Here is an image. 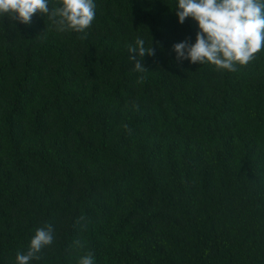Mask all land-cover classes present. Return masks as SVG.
<instances>
[{
  "label": "trees",
  "instance_id": "obj_1",
  "mask_svg": "<svg viewBox=\"0 0 264 264\" xmlns=\"http://www.w3.org/2000/svg\"><path fill=\"white\" fill-rule=\"evenodd\" d=\"M95 3L83 40L0 19V264L47 224L32 264H264V45L217 72L176 60V0Z\"/></svg>",
  "mask_w": 264,
  "mask_h": 264
},
{
  "label": "clouds",
  "instance_id": "obj_2",
  "mask_svg": "<svg viewBox=\"0 0 264 264\" xmlns=\"http://www.w3.org/2000/svg\"><path fill=\"white\" fill-rule=\"evenodd\" d=\"M175 9L179 24L191 19L198 28L195 43L185 39L172 46L179 62L208 64L214 71L232 73L256 60L264 45V0H176ZM34 14L47 17L57 33H79L83 40L96 18V3L95 0H0V19L30 25ZM127 51L135 54L128 56L133 71L146 72L141 61L145 55L155 54L151 45L145 47V40L137 37ZM143 80L141 76L137 82ZM123 127L128 129L126 124ZM54 239L52 225L37 229L26 252L16 254L14 264L41 260L42 251ZM77 246L83 247L79 241ZM78 264H95L93 253L86 252Z\"/></svg>",
  "mask_w": 264,
  "mask_h": 264
}]
</instances>
